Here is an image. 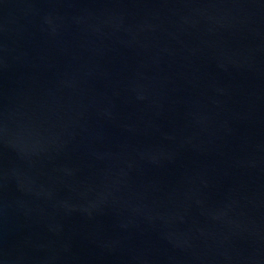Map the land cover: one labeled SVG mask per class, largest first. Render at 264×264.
Returning <instances> with one entry per match:
<instances>
[{
  "label": "water",
  "instance_id": "1",
  "mask_svg": "<svg viewBox=\"0 0 264 264\" xmlns=\"http://www.w3.org/2000/svg\"><path fill=\"white\" fill-rule=\"evenodd\" d=\"M0 264H264V0H0Z\"/></svg>",
  "mask_w": 264,
  "mask_h": 264
}]
</instances>
